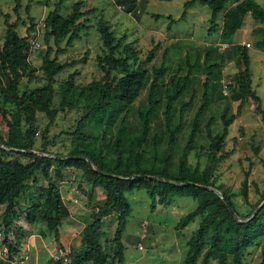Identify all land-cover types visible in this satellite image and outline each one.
<instances>
[{
  "label": "trees",
  "instance_id": "obj_1",
  "mask_svg": "<svg viewBox=\"0 0 264 264\" xmlns=\"http://www.w3.org/2000/svg\"><path fill=\"white\" fill-rule=\"evenodd\" d=\"M13 1V10L17 13L20 0ZM64 1L58 0L46 14L45 36L52 38L56 45L66 38L65 45L72 46L73 41L80 36L81 17L93 10L83 11V3L78 0L71 5V10L67 14H62L61 5ZM196 1L206 4L210 9L207 32L212 34L218 29L217 14L228 0H185L183 11L177 19L170 14L162 13H154L153 17L155 19L166 17L169 20L167 23L169 28L173 22L184 19L187 9ZM115 2L128 7L133 4V0H115ZM28 7L26 5L27 10ZM128 10L130 11L129 8ZM246 13L259 22L254 28V32L259 34L255 44L258 48L264 49V9L255 0H241L224 12L219 39L224 43L231 42L233 34L241 27ZM3 15L5 32L0 47V103L14 107L9 115L1 110L7 130L6 135H0V205H4L0 222L5 230L2 242L8 257L13 258L19 253V239L22 233L19 226L12 228V225L19 217L18 199L27 188L26 181L31 179V184L36 182L37 171H40L47 180V184L39 188L38 195H27L25 212L31 223H44L55 242L61 245L59 227L62 219L69 215V209L64 203L60 189L50 179V170L57 163L55 174H61L59 167L77 168L81 170L82 176L88 183L101 187L105 193L104 200L95 207L91 219L81 230V245L66 252L68 261L63 264H85L86 261H90L91 264L107 263V255L99 242L98 233L102 227V217L113 211L116 213V226L110 240L112 249L110 258L114 264H124L125 246L122 236L131 212V204L126 193L133 189L146 191L150 198L151 211L155 209L156 204L169 205L175 196L187 195L196 199L193 209L182 215L174 227L175 230L183 229L195 217L200 216L197 228L186 240L187 251L180 264H197L199 257L200 264H209L211 259L215 260V264H227L229 258L232 264H243L245 249L253 246L259 238L264 240V203L254 213L237 219L228 208L229 205L235 210L229 194L223 191L221 198L219 194L205 186L216 187L214 179L216 165L227 157L225 152L219 154L218 152L222 150L228 128L240 112L246 97L256 102V109L261 113L264 122L261 99L251 87L247 47L242 46L239 51L243 66L235 74L234 82L230 84L232 99L239 100L236 112L227 114L228 104H224L221 112L222 128L217 133L213 134L209 128L211 117L206 124L209 152L205 166L201 171L196 168L191 169L187 155L200 131V116L211 103L209 85L212 80L209 75L212 73L213 63L207 68L201 94L202 101L194 112L187 142L178 159L176 171L172 172L169 152L164 154L155 152L150 159H145L141 150L148 138L152 119L157 115L163 102V114L168 128V148L175 144L176 135L182 129L184 110L190 104V99L180 102L176 122L171 123L175 101L188 88L191 81L190 73L196 62L190 63L189 55L186 54L188 72L171 76L163 96H157L156 93L167 65L162 61L160 65L152 66L147 101L138 108L141 127L138 131L131 130L127 125L129 107L139 98L147 85L149 74L143 65L150 59L155 47L149 50L144 60L139 61L133 44L124 42L125 36L116 38L110 25L99 18L96 25L104 48L102 54L97 56V63L102 71V77L91 80L85 85H79L75 83L76 72L73 71L60 83L58 109H72L83 100L86 101L87 111L77 123L75 142L69 152L65 157H51L46 152H36L32 148L36 132V112L45 113L48 121L43 133H47L58 112V109L52 106L54 76L66 65L58 61L56 56L64 52L65 48H57L53 57H50V48H48L41 60V69L47 77L46 82L20 92L21 77L26 74L28 81L33 79V67L27 57L30 43L27 36L18 34L17 19L11 22L8 13ZM30 29V26L27 27V31ZM181 69L178 65V70ZM120 105L127 106V109L120 118L114 140L110 142L107 141L109 140L107 133L110 132V126L115 120V113ZM23 125L24 129H22ZM85 127L92 129L91 134H85ZM88 136L91 140H88ZM153 138L156 143L158 137L153 136ZM126 141L134 145L130 149L132 152L130 156L109 158L102 150L103 146L110 145L114 148L124 145ZM19 153L27 155L30 160L22 161L17 156H12ZM247 186L245 176L240 188L244 198L247 197ZM11 228L14 240L8 236ZM261 256L260 264H264V244L261 246ZM0 264H4L1 258Z\"/></svg>",
  "mask_w": 264,
  "mask_h": 264
},
{
  "label": "rangeland",
  "instance_id": "obj_2",
  "mask_svg": "<svg viewBox=\"0 0 264 264\" xmlns=\"http://www.w3.org/2000/svg\"><path fill=\"white\" fill-rule=\"evenodd\" d=\"M58 0H20V7L16 13L13 10V0H0V47L2 45L5 24L3 13L10 15V21L17 19L16 30L20 36H27L30 46L27 57L33 67V79L28 81L27 75H23L19 83V91L31 89L46 82V75L41 69L43 54L50 48V57L55 56L57 48H65V51L57 54V59L65 63L64 69L54 78V94L52 106L58 109L59 85L67 75L73 71L75 83L85 85L91 80L102 77V71L97 63V56L102 54L103 45L97 31V20H105L114 31L115 37L125 36L124 42H131L136 49L138 60L146 58L149 50L154 46V52L150 59L144 63L149 79L139 98L133 102L128 111V122L131 130H139L141 123L138 116V108L147 101V90L152 78V66H158L165 61L166 72L160 80L157 96H163L168 86L169 79L173 75L188 72L186 54L190 63L196 62L190 73L188 88L175 101L171 123L176 122L180 102L189 100L190 104L184 110L182 129L176 135V142L168 148V128L163 114V103L158 113L151 122L148 138L143 144L141 153L145 159H150L157 152L171 155L170 169L176 171L178 159L187 142L192 118L198 105L202 101L203 81L207 74V68L211 65L212 80L209 85L211 103L200 116V131L194 140L193 146L187 155V162L191 169L201 171L207 162L209 152V138L207 136V122L211 132L217 133L222 128L221 112L224 104H228V113H235L239 100H233L230 84L234 82L235 74L242 69V60L239 51L246 43H250L247 51L250 58L251 87L261 99V108L264 111V49L255 44L258 33L254 28L259 22L249 13L244 16L243 23L231 38V42L224 43L219 39L220 27L224 12L233 4L241 0H228L224 8L217 14L218 29L208 34L209 7L196 1L187 9L184 19L177 20L167 28L168 19L160 17L155 19L154 13L170 14L177 19L183 11L185 0H133L131 7L116 3L115 0H81L82 10H93L85 13L80 21L79 38L73 41L72 46H66V38L58 45L52 38L45 36L44 18ZM78 0H65L61 5V13L67 14L71 5ZM264 9V0H255ZM28 5V10L26 9ZM130 9V11L128 10ZM30 26V31L27 27ZM178 65L181 70H178ZM114 73V71H113ZM116 74V73H115ZM117 75V74H116ZM221 94V96H220ZM14 109L13 105L0 103V135H6V124L1 116V110L6 115ZM127 106L120 105L115 113V120L107 133V141L114 140V133ZM87 111L86 101L80 100L72 109L59 110L54 121L49 126L48 132L43 133L48 119L44 112H36V132L32 148L36 152H46L51 157L63 156L74 145L75 129L79 119ZM25 126H22L24 129ZM86 135L91 134L92 129L84 128ZM158 137L157 142L154 138ZM88 140L91 138L88 136ZM134 145L128 141L124 145L103 146V152L109 158L130 156ZM256 149V151H255ZM227 157L217 163L214 171L215 189L222 193L225 191L231 197L234 212L237 217H243L254 213L264 203V122L261 113L256 109V102L246 97L240 112L228 128V134L223 140L222 150ZM18 159L28 161L30 158L19 153ZM50 170V179L60 189L64 203L69 209V215L62 219L59 227L60 244L55 242L53 235L46 229L44 223H31L28 220L25 207L27 195L39 194V188L47 184V180L40 171L35 173L36 182L27 180V188L18 199L19 217L14 220L12 228L19 226L22 233L20 250L17 256L9 258L7 250L2 242L5 234L0 222V258L4 264H60L65 263L64 257L71 249H77L81 245V230L91 219V213L95 207L105 198L104 190L99 186H92L81 174V170L74 167H59L60 175ZM247 178V197L244 198L240 188L244 177ZM131 204V212L127 218L123 232L124 264H180L187 251L186 240L193 234L200 221L197 216L185 228L175 230L178 219L196 205V199L187 195L175 196L167 206L156 204L153 211L150 210V198L144 189H133L126 193ZM4 205H0V219ZM202 218V216H201ZM1 221V220H0ZM102 227L98 233L99 242L106 252L107 263L114 264L111 256L110 240L113 237L116 226V213L110 212L101 219ZM12 228L8 236L14 240ZM263 238L245 249L243 264H260L261 246ZM61 246V247H60ZM200 257L197 261L199 263ZM85 264H91L86 261ZM209 264H215L211 259ZM227 264H232L229 258Z\"/></svg>",
  "mask_w": 264,
  "mask_h": 264
},
{
  "label": "water",
  "instance_id": "obj_3",
  "mask_svg": "<svg viewBox=\"0 0 264 264\" xmlns=\"http://www.w3.org/2000/svg\"><path fill=\"white\" fill-rule=\"evenodd\" d=\"M205 187H207V188H209V189H212L214 192H216L217 194H219V196L222 198L221 193H219L215 188L210 187V186H205ZM228 208H229V210L231 211V213L233 214V216H234L235 218L238 219V217H237V215L235 214L233 208H232L231 206H229V205H228ZM255 211H256V210H255ZM255 211H254V212H255Z\"/></svg>",
  "mask_w": 264,
  "mask_h": 264
},
{
  "label": "built area",
  "instance_id": "obj_4",
  "mask_svg": "<svg viewBox=\"0 0 264 264\" xmlns=\"http://www.w3.org/2000/svg\"><path fill=\"white\" fill-rule=\"evenodd\" d=\"M245 45L249 47L250 43H246ZM64 259H65V261H68V257H64Z\"/></svg>",
  "mask_w": 264,
  "mask_h": 264
}]
</instances>
